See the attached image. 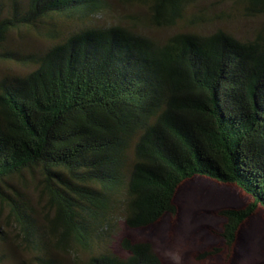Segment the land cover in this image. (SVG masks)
I'll return each instance as SVG.
<instances>
[{"label": "trees", "instance_id": "1", "mask_svg": "<svg viewBox=\"0 0 264 264\" xmlns=\"http://www.w3.org/2000/svg\"><path fill=\"white\" fill-rule=\"evenodd\" d=\"M9 1L0 0V61L33 69L0 79V204L25 237L38 244L40 228L10 180L30 174L46 199L42 232L53 247L92 249L84 264H160L148 242L123 238L126 257L98 243L119 217L140 229L175 213L179 185L203 176L250 196L242 208L221 210L231 247L241 224L264 207V22L251 39L218 29L157 41L136 25H193L214 16L189 13L199 0H119L148 15L85 26L27 53L7 46L11 32L56 38L58 26L46 21L84 22L110 11V0ZM233 3L264 17V0Z\"/></svg>", "mask_w": 264, "mask_h": 264}, {"label": "rangeland", "instance_id": "2", "mask_svg": "<svg viewBox=\"0 0 264 264\" xmlns=\"http://www.w3.org/2000/svg\"><path fill=\"white\" fill-rule=\"evenodd\" d=\"M8 1L5 0L6 3ZM6 3H1L6 5L2 13L8 10ZM110 4V11L84 22L64 17L46 21L58 26L60 34L56 38L48 37L45 31L40 33L24 29L11 32L7 46L27 53L44 52L85 26L128 23L129 15H148V10L140 5L124 4L119 0H110ZM188 11L190 14L205 11L214 17L193 25L189 21H180L171 27H155L148 21H140L135 30L157 41L180 32L207 35L218 29L245 40L251 39L264 22L262 15H245L233 0H199ZM223 12L225 15H219ZM32 69V66L0 61V79L4 75L26 74ZM10 184L25 199L40 230L36 237L38 244L34 245L35 241L27 239L14 221L10 209L0 204V264H44L36 258H44L47 264H84L92 249L86 252L71 247L64 252L53 247L47 235L44 236L46 199L40 197L37 190V177L30 174L23 178L13 177ZM250 200V196L235 184L196 176L183 181L177 188L175 213H167L150 226L140 229L129 228L119 217L111 235L105 242L98 243V247L126 257L128 252L122 248L121 241L128 237L135 242L151 244L160 264H264V207H258L241 224L236 242L231 247H227L222 237L225 219L221 216V210L242 208Z\"/></svg>", "mask_w": 264, "mask_h": 264}]
</instances>
